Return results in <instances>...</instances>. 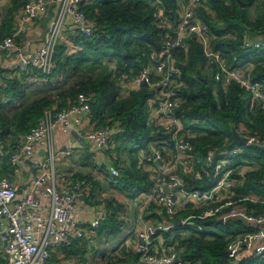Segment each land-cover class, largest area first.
<instances>
[{
  "label": "trees",
  "instance_id": "16d2710c",
  "mask_svg": "<svg viewBox=\"0 0 264 264\" xmlns=\"http://www.w3.org/2000/svg\"><path fill=\"white\" fill-rule=\"evenodd\" d=\"M28 1L12 0L8 18L0 28V40L14 32L15 13ZM258 1L208 0L197 10L209 27L212 49L220 53L226 66L229 69L251 67L253 80L264 85V8L255 16L250 14ZM180 2L82 0L81 7L94 25V35L73 39L81 51L66 55L59 44L56 67L51 73L36 68L20 71V75L5 79V87L0 86V151L6 153L5 162L11 165L10 156L20 144L22 135L47 110L68 106L81 93H86L92 96V120L96 121L97 128H115L107 153L118 155L114 159V166L119 170V175H114L117 187L131 197L150 192V172L139 166L137 153L140 149H148L151 141L163 138L149 120L150 100L156 96L157 88L140 84L130 95L123 96L120 81L135 76L145 65L169 60L170 53V60L178 72L175 77L181 84L178 89L182 105L177 112L183 116L184 131L192 134L193 149L187 155L194 161L195 171L191 172L185 166L180 170L185 188H211L215 183L214 164L222 158L229 157L233 166L243 165L244 160L248 164L256 162L258 166L247 170L243 176L235 171L239 182L233 188V197L240 199L251 214L264 212V148L252 144L245 146L240 154L225 156L221 153L236 145L233 143L234 128L240 133L264 136V107L253 106L249 91L237 81L225 83L224 78L217 79L220 62L208 58L196 35L187 37V48L177 47L167 52L164 41L167 33L173 30ZM171 20L169 31L166 21ZM247 38L249 45H245ZM258 41L262 44L257 46ZM105 59L114 62L110 68L87 69L90 62L92 65L105 63ZM44 87L52 92L29 98L31 90ZM120 151L128 153L125 163ZM209 151L214 152L210 167L205 163ZM204 165L209 175L202 171ZM70 178L90 181L81 174ZM191 211L182 208L169 218L175 226L162 232L166 243L174 245L187 264H234L225 251L229 236L255 231V228L243 220L227 218L222 221L219 217L202 220L203 230L176 223ZM226 213L224 209L220 217ZM104 228L120 231L116 213L107 216L97 229ZM122 250L108 264H146L140 259V252ZM237 264H264V251L260 254L246 252Z\"/></svg>",
  "mask_w": 264,
  "mask_h": 264
},
{
  "label": "built area",
  "instance_id": "2783aa9c",
  "mask_svg": "<svg viewBox=\"0 0 264 264\" xmlns=\"http://www.w3.org/2000/svg\"><path fill=\"white\" fill-rule=\"evenodd\" d=\"M81 1L57 0L56 15L45 31L42 43L34 47L31 55H27L22 53L18 45L19 32L25 23L47 12L49 8V0H29L21 10L17 29L0 40V51L10 48L20 49L17 61L20 71L36 68L44 73H51L56 67V52L67 18L72 20L74 37L91 38L94 35V25L82 9ZM207 3L208 0H184L180 3L178 17L174 26H171L173 30L166 35L165 46L168 50L177 47L187 48L185 43L187 37L196 35L208 58L220 62V70L216 73L217 79L224 78L225 83L230 80L237 81L249 91L253 106L264 107V85L260 81L253 80L252 68L229 69L220 53L212 49L209 27L197 10L201 4ZM249 44L247 38L245 45ZM255 44L258 46L262 42L258 41ZM177 74V69L171 60H166L154 67L143 66L128 80L157 88L155 109L159 121L156 128L158 133L171 134L170 138L161 135L162 139L151 141L147 151H141L138 155L139 166L150 172L149 177L152 182L150 192L142 194L145 197V206L156 204L161 208L165 219V222L159 224L147 222L137 230L138 240L133 251L140 252V259L146 264H187L180 257L179 250L174 245L166 243L162 234L175 226L169 218L174 217L179 209L192 210L185 218L180 219L181 224H187L198 230L204 229L202 220L214 217H219L223 221L234 218L244 222L264 224V212L251 214L240 203V199L233 197V188L239 182L235 171L240 165L233 166L229 157L222 158L214 164L215 183L211 188L204 190L185 188L186 183L180 175V170L185 166L189 171L194 172L195 164L187 155V152L193 149L190 139L192 134L184 131L183 116L177 112L182 105L178 89L181 84L175 77ZM6 85L5 81L0 82L1 87ZM91 100V95L81 93L76 101L68 106L47 110L44 116L22 135L20 144L11 154L10 163L15 171H19L27 157L37 154L39 146L45 149L46 155L40 162L42 169L35 183L44 185V196L49 198V205L46 209L43 208L34 188L20 194L16 182L7 176H0V227L4 226L8 234L6 244L0 246V264H51L52 252L57 247L69 246L75 239L84 235L82 229L76 227L74 211L80 198L89 191L91 182L86 178L73 179L57 174L55 160L64 154L69 155L71 151L56 148L55 132L59 128L65 132L72 130V126L75 127L82 118L91 113ZM114 129L105 126L86 132L80 129L76 131L105 154L110 146V136ZM241 135L248 137L245 146L259 144L264 148V136L247 133ZM245 146L235 145L224 149L221 153L225 156L240 154ZM213 158L214 152L209 151L205 160L207 166L210 167ZM159 160H163V164H160ZM202 171L209 175L205 165ZM111 172L113 175H119V170L115 166L111 168ZM224 209L227 213L220 217ZM106 215L105 209L96 212L90 222L91 230L98 228ZM158 235L162 236L164 247L155 248L154 238ZM130 251L132 250L126 248L127 253ZM225 251L230 259L239 260L246 252L263 253L264 228L230 235Z\"/></svg>",
  "mask_w": 264,
  "mask_h": 264
},
{
  "label": "crops",
  "instance_id": "0c3cea01",
  "mask_svg": "<svg viewBox=\"0 0 264 264\" xmlns=\"http://www.w3.org/2000/svg\"><path fill=\"white\" fill-rule=\"evenodd\" d=\"M182 1L184 0H181L180 3ZM11 5L12 0H0V28L4 26L5 20L8 18ZM23 7H19L13 18L14 31L19 25V17ZM57 9V0H49L47 12L24 24L17 37L22 53L31 55L34 47L42 43L45 31L55 17ZM166 25L167 30L170 31L172 20L171 22L166 21ZM72 29V20L67 18L59 43L60 46L64 47L66 55L79 52L82 49L74 42L73 39L75 37L72 35ZM20 49L10 48L0 51V82L21 74L17 64ZM167 52H169L168 49ZM168 54L170 60V53ZM150 66L154 67L155 65L152 64ZM156 74L159 75L158 73ZM128 80L129 78L127 80L121 78L120 81L123 96L130 95L131 91L140 85ZM157 93L150 100L149 120L153 127H156L159 121V116L155 109ZM95 122L92 120L91 111L75 127L72 126V130L80 129L84 132L94 130L97 128ZM72 130L68 132L63 131L61 128L56 130V148L69 150L71 153L69 155L64 154L59 159H56L54 166L59 176L71 177L81 174L90 178L91 187L80 198L74 211L76 227L82 229L84 235L75 239L68 248L57 247L52 252L51 264H108L114 259L118 251H123V248L133 251L135 242L138 240L137 230L145 223L159 224L165 222V219L161 208L156 204H147L148 207L145 206L146 201L142 194L131 197L117 187V180L111 172V168L114 167V159L118 157L115 152L112 157L109 152L102 154L96 149L95 144L89 140L86 146H82L78 141L74 142L72 140ZM1 148L2 145L0 144V150ZM37 150V154L26 158L24 166L19 171H15L11 165L5 162L6 153L0 151V176H7L13 182H16L19 185L20 194H23L27 189L34 188L36 194L40 197L43 208L46 209L49 205V198L44 196V185H36L35 183L36 177L42 169L40 162L46 152L41 154V151L44 150L41 146ZM244 161L247 164L249 163L246 160ZM256 164V162H250L248 166H251V168L248 169L243 168V165H241L237 172L243 176L247 170L253 169L252 167H255ZM104 209L107 213L106 218L113 212L116 213V218L120 222V231L111 232L110 228L91 230L90 222L93 215ZM163 238L160 235L154 238L155 248L164 247ZM7 240L6 229L4 226L0 227V246L2 247L6 244ZM128 242L129 244L127 245Z\"/></svg>",
  "mask_w": 264,
  "mask_h": 264
},
{
  "label": "rangeland",
  "instance_id": "374dc122",
  "mask_svg": "<svg viewBox=\"0 0 264 264\" xmlns=\"http://www.w3.org/2000/svg\"><path fill=\"white\" fill-rule=\"evenodd\" d=\"M263 1L264 0L258 1L257 2V5L255 7H253V8L250 9V14L252 16H255L259 12V10H261L262 8H264ZM113 63H114L113 61L111 62V60H108V59H105V63H97V64H94L93 63V65H92V63L90 62V64L87 65V69L90 70V71H99V70H103L104 68H110ZM91 65H92V67H91ZM44 89H45V87L42 88V89L41 88H38V89L31 90L30 95H29V98L30 99H33L34 97H38V96H40V95H42L44 93L46 94V93H51L52 92V90L49 89L48 87H47L46 90H44ZM141 151H142V149H140L138 153H140ZM146 151H147V149L143 150V152H146ZM138 153H137V155H138ZM119 154H120V157L122 158V161L125 163L126 162V159L128 158L127 157L128 153L126 151H120ZM248 165L249 164H247L245 162L243 164V168L244 167H245V169L251 168V166H248ZM253 166H255V165H253ZM257 166L258 165L256 164L255 167H257ZM255 167H252V168H255Z\"/></svg>",
  "mask_w": 264,
  "mask_h": 264
},
{
  "label": "water",
  "instance_id": "95a60500",
  "mask_svg": "<svg viewBox=\"0 0 264 264\" xmlns=\"http://www.w3.org/2000/svg\"><path fill=\"white\" fill-rule=\"evenodd\" d=\"M242 6H245V3L242 2ZM142 84L144 85L145 83H142ZM71 134H72V140L74 142L78 141V142H80V144L82 146L88 145V140L86 138L82 137L81 135H79L76 130H72ZM159 135H162L166 138H170V136H171V134L169 132L168 133L159 132ZM247 142H248V137L241 135L239 133V131L236 128H234L233 129V143L236 145H239V146H245V145H247ZM44 153H45V149L43 151H41V154H44ZM159 163L163 164V160H159ZM245 223L254 227L255 229L264 228V224H254V223H249V222H245ZM177 224H181L180 219L177 221ZM231 262L234 264H237L239 262V259L238 258L232 259Z\"/></svg>",
  "mask_w": 264,
  "mask_h": 264
}]
</instances>
